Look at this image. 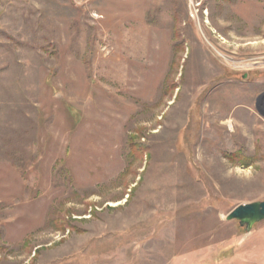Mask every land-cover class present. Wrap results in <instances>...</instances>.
Returning <instances> with one entry per match:
<instances>
[{
	"label": "rangeland",
	"instance_id": "1",
	"mask_svg": "<svg viewBox=\"0 0 264 264\" xmlns=\"http://www.w3.org/2000/svg\"><path fill=\"white\" fill-rule=\"evenodd\" d=\"M258 111L264 0H0V264H264Z\"/></svg>",
	"mask_w": 264,
	"mask_h": 264
},
{
	"label": "water",
	"instance_id": "2",
	"mask_svg": "<svg viewBox=\"0 0 264 264\" xmlns=\"http://www.w3.org/2000/svg\"><path fill=\"white\" fill-rule=\"evenodd\" d=\"M258 112L264 117V114ZM227 221H237L240 227L250 232L256 224L264 222V202L244 204L237 207L228 215Z\"/></svg>",
	"mask_w": 264,
	"mask_h": 264
},
{
	"label": "trees",
	"instance_id": "3",
	"mask_svg": "<svg viewBox=\"0 0 264 264\" xmlns=\"http://www.w3.org/2000/svg\"><path fill=\"white\" fill-rule=\"evenodd\" d=\"M148 146L149 145L146 144V143H143V142H140V141L137 142L136 139H133L132 143H131V147L134 149V152L136 154H139V155L140 154L142 155L144 152H146L148 154L149 153ZM244 165H247V164H244ZM54 175L58 179L63 177V178H68L70 180L69 176L67 175V171L64 168L63 162H58L57 163V165L55 166V169H54ZM54 222H55V216L51 215L50 219H49V224L54 223ZM59 229L62 230V231L66 230L65 227H61ZM0 250H1V247H0Z\"/></svg>",
	"mask_w": 264,
	"mask_h": 264
}]
</instances>
